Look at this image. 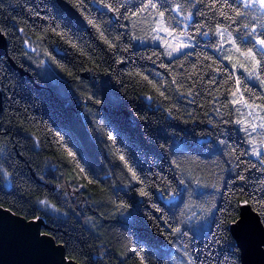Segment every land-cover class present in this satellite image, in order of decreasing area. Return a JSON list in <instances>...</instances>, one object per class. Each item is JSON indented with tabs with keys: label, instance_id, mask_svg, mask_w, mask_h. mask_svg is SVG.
I'll list each match as a JSON object with an SVG mask.
<instances>
[{
	"label": "trees",
	"instance_id": "obj_1",
	"mask_svg": "<svg viewBox=\"0 0 264 264\" xmlns=\"http://www.w3.org/2000/svg\"><path fill=\"white\" fill-rule=\"evenodd\" d=\"M66 1L85 27L0 0V208L78 264H242L241 205L264 222V9ZM163 18L193 47L144 43Z\"/></svg>",
	"mask_w": 264,
	"mask_h": 264
},
{
	"label": "water",
	"instance_id": "obj_2",
	"mask_svg": "<svg viewBox=\"0 0 264 264\" xmlns=\"http://www.w3.org/2000/svg\"><path fill=\"white\" fill-rule=\"evenodd\" d=\"M58 2L72 20L86 26L82 14L74 6L66 0ZM4 52L5 39L0 31V55ZM41 223L0 208V264H78L67 258L62 245L42 234ZM231 232L240 249L242 264H264V222L250 204L241 205L239 218L231 225Z\"/></svg>",
	"mask_w": 264,
	"mask_h": 264
},
{
	"label": "rangeland",
	"instance_id": "obj_3",
	"mask_svg": "<svg viewBox=\"0 0 264 264\" xmlns=\"http://www.w3.org/2000/svg\"><path fill=\"white\" fill-rule=\"evenodd\" d=\"M246 1L250 2L251 4L258 5L262 9H264V5H262L259 0ZM144 43H152L154 45L162 46L169 58L175 57L182 52H185L194 45L191 40H188L186 38L185 31L182 32V30L177 29V27L169 26L164 18L160 19L159 22H157V27L155 29L154 35L152 36V39L146 38L144 39ZM253 59L254 58L252 57V60ZM40 221L41 220H33V222H38V224H40Z\"/></svg>",
	"mask_w": 264,
	"mask_h": 264
},
{
	"label": "snow or ice",
	"instance_id": "obj_4",
	"mask_svg": "<svg viewBox=\"0 0 264 264\" xmlns=\"http://www.w3.org/2000/svg\"><path fill=\"white\" fill-rule=\"evenodd\" d=\"M259 2H260L262 5H264V0H259ZM160 15L163 16V13H161ZM259 43H260L261 45H264V40H259ZM174 50H176V49H174ZM169 54H171V53H169ZM262 126H264V125H262Z\"/></svg>",
	"mask_w": 264,
	"mask_h": 264
}]
</instances>
